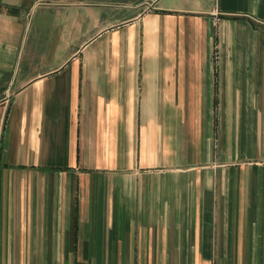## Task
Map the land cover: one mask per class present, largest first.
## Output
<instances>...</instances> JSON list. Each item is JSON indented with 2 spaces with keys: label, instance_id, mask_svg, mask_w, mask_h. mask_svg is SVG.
Listing matches in <instances>:
<instances>
[{
  "label": "crops",
  "instance_id": "crops-1",
  "mask_svg": "<svg viewBox=\"0 0 264 264\" xmlns=\"http://www.w3.org/2000/svg\"><path fill=\"white\" fill-rule=\"evenodd\" d=\"M0 264H264V0H0Z\"/></svg>",
  "mask_w": 264,
  "mask_h": 264
}]
</instances>
